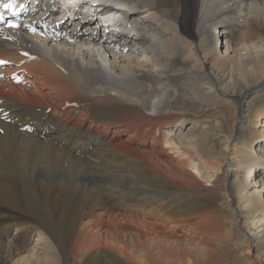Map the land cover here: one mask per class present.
I'll return each instance as SVG.
<instances>
[{
    "label": "bare ground",
    "instance_id": "1",
    "mask_svg": "<svg viewBox=\"0 0 264 264\" xmlns=\"http://www.w3.org/2000/svg\"><path fill=\"white\" fill-rule=\"evenodd\" d=\"M106 1L78 0L82 29L63 18L60 37L39 34L26 1L27 24L0 26V264L32 232L46 247L24 264L68 251L74 264H169L190 259L183 237L207 264L224 237L264 264V0ZM119 7L148 22L128 29ZM220 38L257 50L230 56ZM150 49L162 68L148 69Z\"/></svg>",
    "mask_w": 264,
    "mask_h": 264
},
{
    "label": "rangeland",
    "instance_id": "2",
    "mask_svg": "<svg viewBox=\"0 0 264 264\" xmlns=\"http://www.w3.org/2000/svg\"><path fill=\"white\" fill-rule=\"evenodd\" d=\"M116 3L115 4H119V5H121V3L123 2V0H114ZM119 1V2H118ZM121 2V3H120ZM106 4H108L109 6H110V1L108 0V1H106ZM114 4V3H113ZM134 12H136L135 14H137V15H140L141 14V12L142 11H140V10H137V11H134ZM90 15V14H89ZM91 16V15H90ZM139 17H143V16H138V20H137V22L139 23L140 22V18ZM91 24H92V22L91 21H89ZM143 22H145V21H142V24H143ZM148 22V21H147ZM147 22H145V23H147ZM151 33H148V35H146V36H148L149 38H151L152 36H153V34H154V32H152V31H150ZM132 35L133 36H135V37H138V35L135 33V32H132ZM163 37V36H162ZM153 38V37H152ZM116 39H110V41L112 42V41H115ZM154 40V39H153ZM152 40V41H153ZM155 41V40H154ZM78 41H76V43H77ZM60 43V42H59ZM68 46H72V45H74V43H71V42H65ZM225 42H224V40L222 39L221 40V38L218 40V45L220 46V51L222 52V53H224L225 51H228L229 52V55L230 56H234L236 53H241V54H247V51L246 50H243V49H246L247 47L248 48H250V49H252V52L254 53L256 50H257V48L256 47H253V46H247V45H245L244 47L245 48H243V45H237V46H234V45H232V44H229V46L227 47L225 44H224ZM63 46L62 44L60 45V44H56V46ZM262 46V47H261ZM260 47L262 48V49H264V45H261ZM253 47V48H252ZM242 48V49H241ZM240 49V50H239ZM238 50V51H237ZM121 52L122 51H119V54H121ZM76 53H78V52H76ZM142 53V52H141ZM140 53V54H141ZM145 58H144V60H146L147 62L145 63V64H147L148 65V69H150V70H154V69H160V68H162L165 64H166V61L165 60H161L160 61V63H157L156 61H153L150 57H152V54H153V52H151V49L150 50H147L145 53ZM127 56V58H129L130 59V61H131V59L132 58H134L135 60H139V56L140 55H138V56H134V55H131V54H127V55H125V57ZM130 63V65L131 66H134V63H135V61H131V62H129ZM52 95H55V94H51V96ZM56 96V95H55ZM262 96H264V94H262ZM56 99H57V96H56ZM186 118H188L189 120L188 121H190V120H192L193 119V117H191V116H186ZM191 118V119H190ZM202 119V118H201ZM204 119H206V118H204ZM260 125H262V124H260ZM188 126H190V124H187L186 125V127L184 128V129H182L183 130V132H186L187 130H189V128L190 127H188ZM261 129V128H260ZM126 135H128V132H126L125 133ZM219 138V140H220V142H221V145L219 146L218 145V147H217V149L219 150H222V149H224V146H225V144H226V140H225V138L224 137H222V136H219L218 137ZM215 141H217V140H214V143H215ZM217 143V142H216ZM222 143H224V144H222ZM263 147H264V145H263ZM255 150L256 151H259L260 150V148L259 147H255ZM65 168H66V166H65ZM65 168L64 167H62V170H61V172H60V175L62 176V177H64L66 180H68L69 179V177L67 176H65L64 175V173H65ZM64 172V173H63ZM260 177V176H259ZM261 178V177H260ZM87 181V183L86 184H92V182H91V179H81L80 178V182H83V181ZM217 200H214V206H215V208H214V213H215V220H216V222H217V224L219 225V223L221 224V225H219L218 227H219V232L220 233H218L219 235H221V237H223V235H224V229H225V219L224 220H222V219H220L219 217H218V214H219V212H218V208H217ZM217 215V216H216ZM138 217H140V216H138ZM139 219H143V218H139ZM222 224H224L223 226H222ZM221 226V227H220ZM78 231H76L75 232V234H74V237H73V240H71L72 242H75L76 240H77V235H78V233H77ZM170 232V231H169ZM169 232L166 234V235H169ZM77 233V234H76ZM15 234V231H13V232H11V235H14ZM37 232H32V234L30 235V237H29V240H28V243H27V250L26 251H22V252H20V253H18L17 254V256H15L14 257V259L13 260H11V261H9V262H7L6 264H24V262H26L27 261V259H30V257H32L33 255H36V253H41V251L39 252V250H43L44 251V249H45V247H46V245L44 244V243H42L41 241H37L36 239H37ZM176 237V236H175ZM175 237H173V239H170V240H176V238ZM224 238H226V237H224ZM224 238H221V239H223V240H220V243H219V245H216L217 247L215 248V246H214V250L212 249V251L210 252L212 255L210 256V257H213V258H211V259H216V260H211L210 261V263H208V264H219V262H223V263H225V264H237V262L239 263V264H245V262L244 263H242L241 261H242V259L241 258H235V256L232 254V252H230L229 250H228V247H226V245H225V243H227L228 242V240L229 239H224ZM227 238H229V237H227ZM227 240V241H226ZM226 241V242H225ZM180 244H182V243H184L185 242V244H184V246H186L185 247V249H186V255H188V257L190 258V259H185V260H183V258H181L180 256H176L174 259L172 258V259H170L169 261H168V263L169 264H197V263H199V264H207V262L205 261L206 260V258H204V255H202V254H204V253H202V249L200 248V246L198 245V241H192V240H188L186 237H183V238H181V240L180 241H178ZM187 242V243H186ZM224 242V243H223ZM39 243V244H38ZM44 244V246H41V245H43ZM225 247V248H227V250L226 249H224L223 247H222V245ZM182 246H183V244H182ZM181 246V247H182ZM183 246V247H184ZM42 247V248H41ZM182 247V248H183ZM192 247V248H191ZM220 247H222V248H220ZM217 248H220V250H216ZM199 249V250H198ZM188 250V251H187ZM222 250V251H221ZM224 250H225V252H224ZM199 251H201V253L199 252ZM218 251V252H217ZM71 251H68V254L66 255V260H65V264H74L73 263V259H74V256L73 255H71L72 253H73V251H72V253H70ZM215 252H217V253H215ZM223 252V253H222ZM215 253V254H214ZM219 253H221V254H219ZM226 254V256H223L222 254ZM219 254V255H218ZM214 255V256H213ZM77 256H78V254H77ZM202 256V257H201ZM216 256V257H215ZM217 256H221V258L223 259H221L220 257H218L217 258ZM73 257V258H72ZM200 257H201V259H200ZM26 259V260H25ZM78 259V258H77ZM200 259V260H199ZM220 259V260H219ZM78 261L80 262H78L79 264H83V260H79L78 259ZM216 263H215V262ZM217 261H219V262H217ZM197 262V263H196ZM204 262V263H203ZM77 263V264H78ZM222 263V264H223Z\"/></svg>",
    "mask_w": 264,
    "mask_h": 264
},
{
    "label": "snow or ice",
    "instance_id": "3",
    "mask_svg": "<svg viewBox=\"0 0 264 264\" xmlns=\"http://www.w3.org/2000/svg\"><path fill=\"white\" fill-rule=\"evenodd\" d=\"M0 8H3V9H6V10H9V11H18V9L16 8V5H15V2L14 0H9V2L7 3H0ZM20 8H23V5H20ZM0 19H3V16L0 15ZM9 27H17V25L15 24H9L8 25ZM33 31H35V29H32ZM6 63L5 61H0V64H4Z\"/></svg>",
    "mask_w": 264,
    "mask_h": 264
}]
</instances>
